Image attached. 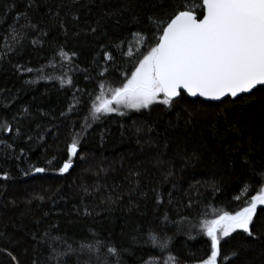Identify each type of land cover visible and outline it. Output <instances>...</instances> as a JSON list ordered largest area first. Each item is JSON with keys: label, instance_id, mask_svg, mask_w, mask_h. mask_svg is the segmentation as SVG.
Listing matches in <instances>:
<instances>
[{"label": "trees", "instance_id": "trees-1", "mask_svg": "<svg viewBox=\"0 0 264 264\" xmlns=\"http://www.w3.org/2000/svg\"><path fill=\"white\" fill-rule=\"evenodd\" d=\"M179 4L0 0V124L13 129L0 131V264H54L46 232L65 237L74 248L77 241L99 238L120 250L121 264L163 258L148 243L152 232L170 239L178 264H200L210 254L198 224L205 208L234 214L257 194L264 174V88L235 103L183 94L172 106L101 117L81 133L85 119L91 123L88 93H98L103 81L95 63L104 66L100 50L107 47L118 63L127 61L129 47H147L130 34L141 32L154 44L148 18L167 17ZM125 38L133 43L121 55L115 45ZM61 49L75 53L70 64L61 59ZM20 66L34 71H18ZM107 75L112 86L119 84V72ZM69 78L73 85L62 87L60 80ZM76 133L78 155L61 175ZM37 166L46 169L42 176L35 175ZM251 230L255 238L237 232L222 240V255L238 253L229 264H264V206H258ZM89 259L73 256L68 264Z\"/></svg>", "mask_w": 264, "mask_h": 264}, {"label": "snow or ice", "instance_id": "snow-or-ice-1", "mask_svg": "<svg viewBox=\"0 0 264 264\" xmlns=\"http://www.w3.org/2000/svg\"><path fill=\"white\" fill-rule=\"evenodd\" d=\"M148 19L156 34L154 44L149 43L141 32L130 34L138 38L135 43L140 47L147 45L144 51H140V48L133 51L129 47L126 52L128 60L118 63L116 55L109 48L100 50L104 66L100 68L99 60L95 63L103 81H98V93L95 88L88 93L91 123L86 118L81 125V133H86L92 123L100 122L101 117L112 114L124 116L127 111L139 112L154 104L172 106L174 102H179L183 94L206 101L235 103L237 98L243 99L242 94L253 93L258 86L264 88V0H181V4L175 6L169 16H150ZM29 26L34 27L25 25ZM96 31V28L92 29V32ZM12 32L15 33L16 29L13 28ZM17 38L15 34L11 36L13 41ZM132 43L131 39L125 38L115 47L124 55L123 46ZM59 55L70 64L75 53L70 56L61 49ZM127 63L132 64L131 69L124 67ZM19 70L28 73L34 71L24 66H20ZM38 71L42 72L43 69ZM111 71L121 75L116 86L109 82L107 74ZM60 84L62 87L65 84L73 85V81L70 78L61 79ZM74 107L75 104L70 106L69 111ZM0 131L11 133L13 129L4 123L0 124ZM16 131L19 134V130ZM81 133H76L67 146L68 159L59 168L61 175L73 166ZM5 147L11 145L5 144ZM45 171L43 167H35L36 173ZM3 179L9 177L5 175ZM260 183L257 194L251 196L246 205L234 214L215 209L209 211L210 206L205 208L198 224L199 233L210 242V254L200 264H229L238 253L222 255L221 242L233 233L241 232L255 238L251 229L258 206H264V174H261ZM249 189L250 185L246 184L242 192L246 194ZM45 237L50 252L48 260L54 264H68V258L73 256L79 262L80 256L85 254L90 258L85 264H92V257L96 264H121L120 250L99 238L90 242L87 239L77 241L79 247L74 248L63 236H52L46 232ZM33 239L36 237L33 236ZM169 242L168 237L150 232L148 243L163 258H153L145 261V264H178L176 257L170 253ZM103 249H106L107 255L102 259Z\"/></svg>", "mask_w": 264, "mask_h": 264}, {"label": "water", "instance_id": "water-1", "mask_svg": "<svg viewBox=\"0 0 264 264\" xmlns=\"http://www.w3.org/2000/svg\"><path fill=\"white\" fill-rule=\"evenodd\" d=\"M258 88H260L259 86H258ZM257 90V89H256ZM256 90H253V92L254 91H256ZM250 94H252V93H250ZM250 94H242V96H245V95H250ZM186 95V94H185ZM188 97V96H187ZM190 99H192V100H202V101H204V102H207V103H221V102H223V101H206V100H204L203 98H200V97H189ZM228 98H226V100H227ZM238 99V98H237ZM44 173H36L35 172V175L36 176H42Z\"/></svg>", "mask_w": 264, "mask_h": 264}]
</instances>
